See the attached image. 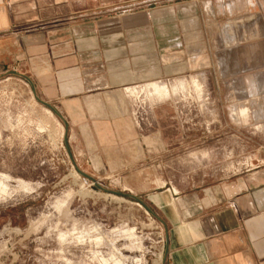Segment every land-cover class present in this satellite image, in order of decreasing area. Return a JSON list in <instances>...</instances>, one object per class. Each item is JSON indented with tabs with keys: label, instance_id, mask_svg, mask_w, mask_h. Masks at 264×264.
Wrapping results in <instances>:
<instances>
[{
	"label": "crops",
	"instance_id": "1",
	"mask_svg": "<svg viewBox=\"0 0 264 264\" xmlns=\"http://www.w3.org/2000/svg\"><path fill=\"white\" fill-rule=\"evenodd\" d=\"M0 47L59 113L72 163L160 212L166 264H264V163L221 187L182 191L161 173L180 102L157 104L139 128L125 94L201 79L218 124L197 138L244 136L232 110L264 94V0H0Z\"/></svg>",
	"mask_w": 264,
	"mask_h": 264
},
{
	"label": "rangeland",
	"instance_id": "2",
	"mask_svg": "<svg viewBox=\"0 0 264 264\" xmlns=\"http://www.w3.org/2000/svg\"><path fill=\"white\" fill-rule=\"evenodd\" d=\"M195 79L147 89L156 105L180 102L182 119L167 125L171 152L161 173L182 191L203 192L264 163V94L249 109L232 110L231 128L244 136L197 138L218 123L206 117L212 107ZM36 97L15 63L0 56V264H166L160 212L145 195L134 196L154 214L85 179L70 159L63 122ZM98 184L129 194L114 182Z\"/></svg>",
	"mask_w": 264,
	"mask_h": 264
},
{
	"label": "built area",
	"instance_id": "3",
	"mask_svg": "<svg viewBox=\"0 0 264 264\" xmlns=\"http://www.w3.org/2000/svg\"><path fill=\"white\" fill-rule=\"evenodd\" d=\"M148 85L140 84L125 89V94L131 102L132 119L139 128L151 126V113L157 103L155 95L148 91Z\"/></svg>",
	"mask_w": 264,
	"mask_h": 264
},
{
	"label": "water",
	"instance_id": "4",
	"mask_svg": "<svg viewBox=\"0 0 264 264\" xmlns=\"http://www.w3.org/2000/svg\"><path fill=\"white\" fill-rule=\"evenodd\" d=\"M27 81L28 83L34 88V85L32 83V81L28 78V77H25L23 76ZM37 101L39 103H41L43 106H45L46 108H48L52 113H54L56 116H60L59 113L56 111V109L50 105L49 103L47 102H44L42 101L39 97H36ZM65 141H66V145L68 144V139H67V135H66V138H65ZM67 148H68V145H67ZM69 149V148H68ZM79 173L85 178L87 179L88 181H91L97 189H100L108 194H111V195H114V196H127L129 198H132L138 202H140L151 214H154L152 212V210L146 205L144 204L140 199H138L137 197L131 195V194H125V193H122V192H119V191H113V190H107V189H104L103 187H101L99 184H98V181L96 179H94L93 177L87 175L86 173L82 172V171H79ZM166 239H167V236H166ZM167 256V255H166ZM165 262H166V257H165Z\"/></svg>",
	"mask_w": 264,
	"mask_h": 264
},
{
	"label": "bare ground",
	"instance_id": "5",
	"mask_svg": "<svg viewBox=\"0 0 264 264\" xmlns=\"http://www.w3.org/2000/svg\"><path fill=\"white\" fill-rule=\"evenodd\" d=\"M235 116V115H234Z\"/></svg>",
	"mask_w": 264,
	"mask_h": 264
}]
</instances>
